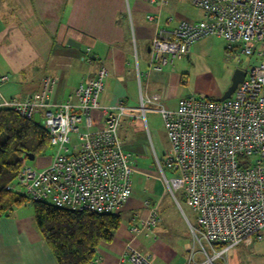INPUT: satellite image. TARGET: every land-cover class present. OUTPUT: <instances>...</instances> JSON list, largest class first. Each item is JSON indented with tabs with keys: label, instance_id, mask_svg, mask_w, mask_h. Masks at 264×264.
I'll return each instance as SVG.
<instances>
[{
	"label": "built area",
	"instance_id": "2783aa9c",
	"mask_svg": "<svg viewBox=\"0 0 264 264\" xmlns=\"http://www.w3.org/2000/svg\"><path fill=\"white\" fill-rule=\"evenodd\" d=\"M193 4L204 20L160 29L151 43L152 71L162 72L175 60L188 57L191 46L208 36L223 38L230 51L239 46L245 55L261 59L229 99L191 96L182 98L174 111L159 108L170 143L165 162L159 165L162 173L169 169L176 175L172 180L165 177L167 190L179 205L181 192L196 215V225L190 224L194 236L190 251L205 241L223 245L226 252L264 240V0H193ZM108 75L101 65L94 77L80 83L75 95L58 105L50 102L57 85L50 76L43 78L40 94L25 100L3 95L1 85L7 77L0 79V110L11 109L28 119L41 115L40 123L55 149L45 167L32 168L26 159L12 191L18 182L20 191L15 193L32 201L97 214L119 213L127 205L135 171L119 136L127 107L123 102L110 109L101 106ZM146 104L154 101L142 95L144 120ZM99 110L104 112V123L93 130L94 113ZM146 207L147 215L132 226L127 258L119 264H152L150 256L133 245L135 238L151 233L163 221L158 206L146 203ZM223 252L211 257L203 248L206 260L198 264H213Z\"/></svg>",
	"mask_w": 264,
	"mask_h": 264
},
{
	"label": "crops",
	"instance_id": "0c3cea01",
	"mask_svg": "<svg viewBox=\"0 0 264 264\" xmlns=\"http://www.w3.org/2000/svg\"><path fill=\"white\" fill-rule=\"evenodd\" d=\"M203 20L202 11L194 6L193 0H0V79L7 77L1 91L8 98L25 100L40 94L43 78L50 76L57 82L50 102L58 105L75 95L80 83L94 77L102 65L109 72L100 97L103 108L116 107L119 102L128 104L126 82L130 78L137 79L141 97H150L153 105L174 111L182 98L191 97L178 95L184 74L181 68L176 69V60L162 72L152 71L151 43L160 29L171 30L182 21ZM210 39L225 41L221 37H205L195 42L189 56L184 58L190 59L197 43ZM70 40L79 47L68 44ZM131 113L123 117L129 123L126 128L121 125V136L119 133L124 152V138L132 136L129 140L132 145L142 144L144 118L140 109ZM94 117L97 124L93 130H97L103 126L104 112L96 111ZM36 121H41V115ZM133 122H139L142 128L130 135ZM125 153L133 158L131 152ZM43 157H39L42 160L39 167L51 162L52 158L43 161ZM146 203L159 207V202L132 193L119 212L122 225L114 241L102 244L96 252L98 264H119L127 258L125 248L133 237L132 226L147 215ZM124 213H130L125 224ZM15 214L0 218V264H58L37 228L35 216ZM162 233L159 226L133 240L142 254L150 256L152 264H198L206 260L203 248L211 257L224 251L223 245L204 241L192 253L193 244L189 240L182 237L176 247L162 239ZM213 264H264V240L252 246L232 247L216 257Z\"/></svg>",
	"mask_w": 264,
	"mask_h": 264
},
{
	"label": "rangeland",
	"instance_id": "374dc122",
	"mask_svg": "<svg viewBox=\"0 0 264 264\" xmlns=\"http://www.w3.org/2000/svg\"><path fill=\"white\" fill-rule=\"evenodd\" d=\"M221 41L210 39L207 43H197L193 46L190 59L176 60V69L181 68V74H184V80L179 86L178 95H191L198 99H219L220 94L223 95L231 86L237 70L248 73L261 63V59L257 55H245L239 46L227 51L228 44L225 41H222L223 43ZM126 89L129 98V102L126 105L129 108L127 114H132V111L141 108V94L137 79L129 78L126 82ZM171 103L173 104V101ZM159 108L155 105L146 107V119L142 121L144 131L141 145H132L129 141L132 136H129L128 139L124 138V150L127 153L131 152L134 158H132L135 166V171L132 175L133 193L140 195V197L144 196L154 202H159L163 220L159 225L163 231L160 235L162 239L176 247L181 244L182 237L194 244V236L190 224L196 225V215L185 204L181 192L177 193L179 205L167 190L165 177L168 180H172L176 175L169 169L165 171V174L162 173L159 165V161L164 164L170 147L164 119L159 112ZM128 123V119L123 118L121 125L126 128ZM121 128L119 130L120 136ZM141 128L142 126L139 122H133L130 128V135H133L134 130ZM71 138L73 141L76 140L75 135H71ZM54 153L55 149L51 148L43 157V161L51 159ZM41 161L37 158L34 161L27 160L26 162L32 168H39L38 164ZM15 187V192L20 191L18 182H16ZM15 211L16 214H14L16 216L34 215V208L31 204H27ZM129 214H123L124 224L128 222ZM196 246H199L198 243H196Z\"/></svg>",
	"mask_w": 264,
	"mask_h": 264
},
{
	"label": "trees",
	"instance_id": "16d2710c",
	"mask_svg": "<svg viewBox=\"0 0 264 264\" xmlns=\"http://www.w3.org/2000/svg\"><path fill=\"white\" fill-rule=\"evenodd\" d=\"M50 149V134L39 121L11 109L0 110V218L11 217L16 209L31 204L37 228L58 264H95L98 248L112 243L122 225L120 213L59 208L10 189L27 156L37 159Z\"/></svg>",
	"mask_w": 264,
	"mask_h": 264
},
{
	"label": "water",
	"instance_id": "95a60500",
	"mask_svg": "<svg viewBox=\"0 0 264 264\" xmlns=\"http://www.w3.org/2000/svg\"><path fill=\"white\" fill-rule=\"evenodd\" d=\"M68 44L73 45V46H77L79 47L78 44L74 43V41H69ZM246 78V72L242 71V70H237L234 74L233 80H232V84L231 86L228 88V90L222 95V97H220L218 99V101H224L226 99H229L232 97V95L234 94L235 90L237 89L238 85L243 83L244 80ZM27 159L29 161H34L36 159L35 155H28Z\"/></svg>",
	"mask_w": 264,
	"mask_h": 264
}]
</instances>
